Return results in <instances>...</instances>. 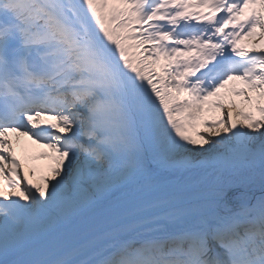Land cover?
I'll return each mask as SVG.
<instances>
[{
  "label": "snow or ice",
  "instance_id": "snow-or-ice-1",
  "mask_svg": "<svg viewBox=\"0 0 264 264\" xmlns=\"http://www.w3.org/2000/svg\"><path fill=\"white\" fill-rule=\"evenodd\" d=\"M257 182L264 0H0V264H264Z\"/></svg>",
  "mask_w": 264,
  "mask_h": 264
},
{
  "label": "bare ground",
  "instance_id": "bare-ground-1",
  "mask_svg": "<svg viewBox=\"0 0 264 264\" xmlns=\"http://www.w3.org/2000/svg\"><path fill=\"white\" fill-rule=\"evenodd\" d=\"M22 142L27 143L32 147L31 144L28 143V141H24L22 139ZM19 151V149H18ZM205 182V178L203 177H192L189 180H187L188 185L194 190L196 186L203 184ZM254 189V192H248V190ZM262 196H264V189H261L259 183L255 184H247V183H240L237 186V190L232 194L233 199H231V203L234 208L238 209L241 204V200L234 199V197H247L248 202L250 204H255L258 199H260Z\"/></svg>",
  "mask_w": 264,
  "mask_h": 264
},
{
  "label": "rangeland",
  "instance_id": "rangeland-1",
  "mask_svg": "<svg viewBox=\"0 0 264 264\" xmlns=\"http://www.w3.org/2000/svg\"><path fill=\"white\" fill-rule=\"evenodd\" d=\"M251 42H253L252 40L251 41H249V43H251Z\"/></svg>",
  "mask_w": 264,
  "mask_h": 264
}]
</instances>
